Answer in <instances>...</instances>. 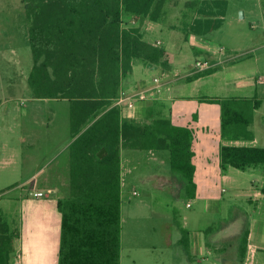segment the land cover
I'll list each match as a JSON object with an SVG mask.
<instances>
[{"label": "trees", "instance_id": "obj_1", "mask_svg": "<svg viewBox=\"0 0 264 264\" xmlns=\"http://www.w3.org/2000/svg\"><path fill=\"white\" fill-rule=\"evenodd\" d=\"M23 1L33 56L28 78L33 98L71 103V196L56 203L61 217L58 264H121L123 151L169 153L171 172L185 194L196 197L195 130L152 111L144 121L130 119L115 105L137 63L167 65L165 49L146 40L143 28L147 22L163 21L168 2ZM185 6L195 13L192 21H185L186 40L221 30L229 9L227 0L190 1ZM207 102L221 107L224 140L255 141L252 126L261 99ZM103 149L106 153L100 158ZM220 160L223 171L264 169V148L222 145ZM183 232L184 242L188 232ZM248 236L246 231L245 245ZM18 238V230H10L0 209V264H15Z\"/></svg>", "mask_w": 264, "mask_h": 264}, {"label": "rangeland", "instance_id": "obj_2", "mask_svg": "<svg viewBox=\"0 0 264 264\" xmlns=\"http://www.w3.org/2000/svg\"><path fill=\"white\" fill-rule=\"evenodd\" d=\"M227 1L222 29L200 38L206 53L198 58L221 64L205 72L209 73L203 75L207 82L198 95L226 99L237 90L236 78L255 82V87L242 95H257L262 100L252 126L256 139L232 144L264 148V83H259L264 80V0ZM28 30L24 1L0 0V204L11 206L13 221L20 219L22 206L52 201L56 205L71 196V103L33 98L28 87L33 68ZM158 32L148 36L152 43L157 45L160 38L170 40L168 30ZM189 39L196 40L194 36ZM195 57L188 58V65L195 63ZM147 77L151 79L152 74ZM123 155L121 264H182L181 248L175 242L179 224L194 231L220 228L231 220L236 224L243 220L252 231L256 252L258 249L257 258L244 264H264L262 167L220 169L212 186L189 198L163 179L171 175L169 153L125 150ZM161 155L167 156V164L161 163ZM214 156L217 154L212 151V160ZM35 192L42 197L35 198ZM197 260L198 264H240L220 262L205 249L197 254Z\"/></svg>", "mask_w": 264, "mask_h": 264}, {"label": "crops", "instance_id": "obj_3", "mask_svg": "<svg viewBox=\"0 0 264 264\" xmlns=\"http://www.w3.org/2000/svg\"><path fill=\"white\" fill-rule=\"evenodd\" d=\"M166 1L168 4L163 21L161 23L147 22L143 31L146 40L149 42H152L153 38L148 39V36L154 35L156 31H159L158 33H162L165 30L170 32V40L167 41L160 38L158 41L160 45L164 44L160 47H163L166 51L164 61L167 65H153L152 69H149L148 65L145 66L142 62L137 63L134 66L132 75L123 82L121 90L127 94L148 90L158 85L155 83V79L159 78L160 93L150 100L137 101L134 107H129L127 102L122 103L120 106L116 103L115 105L121 108L124 117L130 119L144 121L147 114L152 111L156 117L170 118L176 126L190 127L195 130L196 194L201 195L204 189L213 185L214 179L220 174L219 170H222L220 160L222 145H239L232 143L241 142L227 141L230 144L224 142L226 140L222 139L220 105L209 103L207 100H211L210 98L198 95L200 88L207 82L204 80L203 75L209 74L205 73L209 69L199 71L194 68L195 63L188 65L187 62L192 54L196 55V62L201 60L198 55L206 52L200 38L195 37L196 40L194 41L192 39L186 40L184 37L185 21H192L195 16L194 11L187 8L185 4L190 1L205 0ZM174 39H177V43H172ZM199 42L201 45L196 47L195 45ZM207 56L211 55L207 54ZM220 64L219 61L212 62V68ZM150 74H152L151 79L147 77ZM235 87L237 89L234 91L235 94L228 98L252 99V96H243L244 94L242 95V93L247 90L250 92V89L255 87V82L249 79L236 78ZM212 151L217 154V157H212L214 161L210 157ZM123 152L121 169L122 190L124 186ZM161 157L159 158L161 163L167 164V156H163V160ZM131 160L129 157L128 161L131 162ZM163 179L169 182L170 185L177 187L178 191L186 192L182 182L172 172L171 175ZM35 198L39 199L41 197ZM4 205L0 204L4 220L8 222L11 231L17 229L19 232V238L15 243V264H58L61 217L55 203L53 201L38 202L22 206L19 211L20 219L18 218L15 221L12 220L14 216L11 206ZM176 229L175 242L181 248L179 257H181L182 264H198L197 254L204 249L214 253L216 259L223 263L240 262V264H244L257 258L258 249L256 252L251 243L252 231L245 226L243 220L241 224H236V222L231 220L228 223H224L220 228L208 226L204 229L192 231L185 224H179ZM183 231L188 232V239L184 242ZM246 231L249 233L247 245L244 243V233ZM253 250H255L254 253H252ZM227 257L229 258L226 259Z\"/></svg>", "mask_w": 264, "mask_h": 264}, {"label": "built area", "instance_id": "obj_4", "mask_svg": "<svg viewBox=\"0 0 264 264\" xmlns=\"http://www.w3.org/2000/svg\"><path fill=\"white\" fill-rule=\"evenodd\" d=\"M133 25L136 24L135 21H132L131 22ZM157 45L159 46L160 45V42L157 43ZM213 67L212 63L209 61V60H197L194 64V68L196 70H199V71H204V70H207V69H211ZM155 83H157L158 85L151 88V89H148V90H143V91H140V92H136V93H131V94H127L126 92H122L120 93V97L119 99L116 101V104L118 106H120L122 103L124 102H127L129 107H134L135 106V103L137 101H147V100H150L154 97H156V95L158 93H160V79L159 78H156L155 79ZM259 83L263 84L264 83V80L261 78ZM136 194V193H135ZM35 197H42V194L41 193H35ZM188 206H191V204H189Z\"/></svg>", "mask_w": 264, "mask_h": 264}, {"label": "water", "instance_id": "obj_5", "mask_svg": "<svg viewBox=\"0 0 264 264\" xmlns=\"http://www.w3.org/2000/svg\"><path fill=\"white\" fill-rule=\"evenodd\" d=\"M241 17H243V13L241 14ZM152 64H148V68L149 69H152ZM156 68V67H155ZM105 153H106V150L105 149H103V150H101L99 153H98V156L100 157V158H103L104 157V155H105Z\"/></svg>", "mask_w": 264, "mask_h": 264}]
</instances>
